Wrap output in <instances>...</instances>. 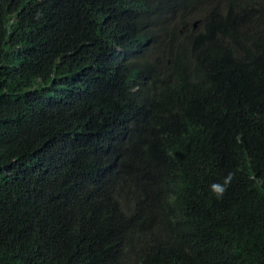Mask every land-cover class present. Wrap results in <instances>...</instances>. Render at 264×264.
I'll return each mask as SVG.
<instances>
[{
	"label": "trees",
	"instance_id": "1",
	"mask_svg": "<svg viewBox=\"0 0 264 264\" xmlns=\"http://www.w3.org/2000/svg\"><path fill=\"white\" fill-rule=\"evenodd\" d=\"M0 264H264V0H0Z\"/></svg>",
	"mask_w": 264,
	"mask_h": 264
},
{
	"label": "water",
	"instance_id": "2",
	"mask_svg": "<svg viewBox=\"0 0 264 264\" xmlns=\"http://www.w3.org/2000/svg\"><path fill=\"white\" fill-rule=\"evenodd\" d=\"M197 23H194V27L196 26Z\"/></svg>",
	"mask_w": 264,
	"mask_h": 264
}]
</instances>
